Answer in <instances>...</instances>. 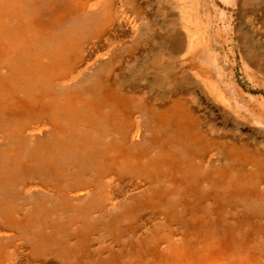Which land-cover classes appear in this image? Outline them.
Listing matches in <instances>:
<instances>
[{"label":"bare ground","instance_id":"1","mask_svg":"<svg viewBox=\"0 0 264 264\" xmlns=\"http://www.w3.org/2000/svg\"><path fill=\"white\" fill-rule=\"evenodd\" d=\"M118 3L41 0L31 11L27 0H0V216L16 213L28 191L37 201L26 206L36 208L31 218H1L0 240L9 252L25 243L29 255L59 256L65 250L48 235L69 215L68 223L78 216L67 249L82 251L75 257L90 256L100 226L113 247L129 232L139 236L126 255L156 264H264V129L213 131L189 83L200 79L227 112L229 94L200 68L183 71L187 84L166 92L158 77L132 80L148 59L142 40L129 38L146 6L129 0L134 12L121 20ZM238 6L240 48L264 77V0ZM209 11L170 25V47L190 53L205 44ZM115 38L122 39L110 47ZM43 196L57 202L52 225ZM97 214L107 215L96 221ZM20 226L28 239L9 234Z\"/></svg>","mask_w":264,"mask_h":264},{"label":"rangeland","instance_id":"2","mask_svg":"<svg viewBox=\"0 0 264 264\" xmlns=\"http://www.w3.org/2000/svg\"><path fill=\"white\" fill-rule=\"evenodd\" d=\"M39 1L41 0H27L31 11L33 6ZM92 1L96 2V0ZM128 1L118 0L121 20L129 17L134 12L133 9L127 7ZM142 1L144 2L143 5L146 6L144 12L135 14L140 27L137 29L138 32L129 38L136 39L138 37L142 40L141 46L145 44V48L143 49L148 59L144 60L142 66L136 67L137 70L132 80L145 82L146 77L149 75L158 77L160 79L158 84L159 89L161 92H166L174 88L175 85L181 86L187 84L179 76L183 71H192V69L196 70V68H200L206 76L209 75L211 79L217 81L227 95L229 94L231 109L227 112V103L224 104L216 100L214 96L209 95L200 79L193 81L192 84L189 83L193 93H195L192 96L193 101L202 104V108H205L212 116L210 128L213 131L218 130L221 133L236 131L240 133L242 129L247 131L252 127L264 129V117L261 118V114L259 116V113L264 109V77L255 75L250 71L249 63L240 48L237 36L240 21L238 0H228L229 2L210 0L211 2L208 6L211 11L206 7L207 4H205L204 0H196L194 2L192 0H177L175 11L171 10L172 6L170 4H173L171 0ZM208 11L211 14L209 15L211 16V23L207 25L210 18H206L207 21L202 24L203 27L205 26L203 31L208 39L205 44H200L198 50L190 53L189 51L170 47L165 39L168 33L167 28L169 29L170 25L178 27L185 19L200 21L201 18L208 14ZM234 17L235 19H233ZM172 18L174 20H171ZM148 30H150V34L152 33L151 35L148 34ZM158 35L160 39L157 38ZM121 39L115 38V42L110 40V47H113ZM3 78L4 75L0 74V80ZM216 111H219V115H221L219 116ZM254 113H257L260 117L259 120L257 119L258 116ZM239 122H245V124L239 126ZM61 124L64 125L65 123ZM27 147L30 148L28 145ZM0 152L1 154H5L3 145L0 147ZM21 154L26 157L28 149L26 152L22 151ZM28 194L27 199L15 207H19L16 213H14L15 211L1 213L0 221L2 217L6 218L2 223L11 225L8 222L11 218L15 219L19 216L26 218L33 217L36 208L26 209V206L29 205V200L33 202L37 201L34 200V195L30 191H28ZM42 198L45 201L41 208L44 222L52 225L56 213L49 212V210L56 209L57 202H50L46 196ZM97 215L99 219H96V221H100L107 214ZM70 216L72 215L70 214ZM72 217L73 220L68 223L70 219L69 215H63L61 220L64 225L58 230H56L57 228L50 230L48 235L53 237L55 245L65 250L61 255L57 256L55 252H49L45 254L44 259L36 255H29L28 244L25 243L21 245L20 250L9 252L10 243L6 246L7 241L2 239L0 240V264H156L152 256H147L145 259H137L134 255H126L125 250L135 241H138L139 236L129 232L121 236L118 245L113 247L114 239L111 237L108 229L100 226L91 234L92 249L90 256L84 258L75 257V255L82 252L78 247H72L67 250L70 246H74L68 243L73 241V236L76 232L73 223L78 219V216ZM21 227L18 231L10 230L9 234L23 238L22 233H24L25 239H28L30 235L22 230ZM115 251L119 252L118 257H114L113 253Z\"/></svg>","mask_w":264,"mask_h":264}]
</instances>
